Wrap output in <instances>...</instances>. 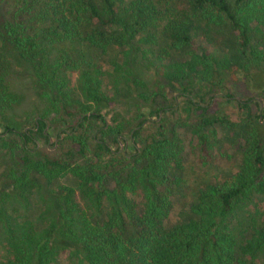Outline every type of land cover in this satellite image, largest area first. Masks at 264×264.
Returning <instances> with one entry per match:
<instances>
[{
    "label": "trees",
    "instance_id": "1",
    "mask_svg": "<svg viewBox=\"0 0 264 264\" xmlns=\"http://www.w3.org/2000/svg\"><path fill=\"white\" fill-rule=\"evenodd\" d=\"M262 63L264 0H0V126L22 149L0 177V264H57L63 249L77 264H264V107L254 96L237 100L244 116L232 122L192 95L212 90L223 73L264 94ZM167 89L194 117L196 163L222 176L204 177L172 225L186 151L177 126L160 120L171 107ZM31 90L36 117L20 131L5 117ZM129 98L138 102L136 123L107 126L101 110ZM52 113L77 116L83 129L100 122L90 159L72 165L27 153L46 138ZM149 121H159L157 134L139 145ZM77 147L70 157L86 155L83 135ZM38 175L52 189L41 205L49 217L21 224L8 203L26 201L31 185L43 189ZM66 176L73 185L51 186Z\"/></svg>",
    "mask_w": 264,
    "mask_h": 264
},
{
    "label": "rangeland",
    "instance_id": "2",
    "mask_svg": "<svg viewBox=\"0 0 264 264\" xmlns=\"http://www.w3.org/2000/svg\"><path fill=\"white\" fill-rule=\"evenodd\" d=\"M198 43L202 45H208L210 50H213V44L207 43L205 41L197 40ZM116 55V54H114ZM113 55V56H114ZM120 58V57H119ZM105 69L110 73L111 65L109 63L108 57H101L100 61ZM261 68L264 69V63L260 64ZM150 72V70H149ZM149 74V73H148ZM71 74L69 73V76ZM76 74L71 75V84L73 87L76 86ZM109 76L104 78V82L108 84ZM111 87V86H110ZM109 87L108 93L111 95V89ZM197 93L203 94L202 99L195 97L194 101L199 102L201 105H208L209 111L214 115H226L228 119L232 122H238L244 114L237 105V100H246L249 96H254L256 103H260L261 109L264 107V94L250 92L245 89V87L240 83H234L229 78L228 75L221 74V77L214 81V87L209 92H193L192 95H197ZM230 93L233 95L234 99L227 100L226 94ZM79 94V93H76ZM200 95V94H199ZM167 96V104L171 106L167 113L163 114L160 120H163L164 126L174 125L177 126V132L181 136L185 144V190L180 192L173 197V210L170 213L169 219L167 221L168 225L176 224L180 222L179 212L184 209L185 204L194 196L195 190L201 185L204 177H211L218 175L221 179L220 172L216 170L210 171L208 174L204 173L203 168L200 167L193 158L190 152V146L195 142L194 135L191 134L188 126H193L195 120L194 117H188L187 113V101L185 98L171 93L169 89L165 92ZM125 98V97H122ZM36 94L33 90L26 92L22 95L16 107L11 109L6 115V122L17 126L20 131L31 129L32 120L36 117L35 105ZM139 109L138 102L132 99H122L113 100L111 105L107 108L101 110L102 117L106 120L107 126H116L124 122L125 124H135L134 118L137 117L136 113ZM254 114H256V108L253 107ZM144 114H147V109H142ZM199 113V111H198ZM197 113H194L196 115ZM258 114V113H257ZM50 123L47 124L45 129L46 138H37L35 143H30L27 145V153L33 155L35 158L38 155H47L51 158H56L60 160H69L72 165L81 164L85 162V159H90L93 152V142L92 137L96 135L99 121H87L83 124L84 129L79 127L77 124V116L67 117L65 114H50ZM159 121H149L142 126V131L140 135L135 139L136 143L139 145L143 144L150 136H156V125ZM215 131L218 133L222 132L219 126H215ZM83 135L87 143L86 155L83 157L73 156L70 157L68 154L69 150L76 152L78 136ZM124 137V136H123ZM107 138V137H105ZM120 145H127L126 152H131L130 143H125L123 139L120 141ZM12 148L9 149V146ZM116 145H113L115 148ZM232 152V151H230ZM22 153L19 141L12 135L3 133L2 127L0 126V177L9 176L10 168L13 165V159L17 161V156ZM39 183L43 184V189L37 188L35 185H31L26 201L24 197H17L16 200L12 199L8 206L16 213L13 216L18 219L21 224L28 223L29 221H35V218L39 216L40 219L49 217V214L42 215L43 201L46 198V189L52 190L51 187L45 185L41 177H39ZM51 186L57 185H73V181L66 177L56 179L51 182ZM77 199L80 201L81 198L77 192ZM28 209V210H27ZM28 221V222H27ZM54 260L57 264H77L73 263V259L70 260L69 252L66 249L58 250L53 255Z\"/></svg>",
    "mask_w": 264,
    "mask_h": 264
}]
</instances>
